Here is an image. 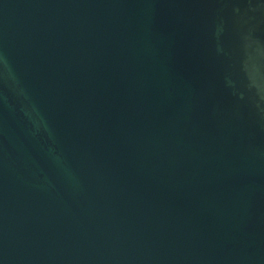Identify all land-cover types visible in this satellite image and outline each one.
Returning a JSON list of instances; mask_svg holds the SVG:
<instances>
[{"label": "water", "instance_id": "obj_1", "mask_svg": "<svg viewBox=\"0 0 264 264\" xmlns=\"http://www.w3.org/2000/svg\"><path fill=\"white\" fill-rule=\"evenodd\" d=\"M0 264H264V0H0Z\"/></svg>", "mask_w": 264, "mask_h": 264}]
</instances>
